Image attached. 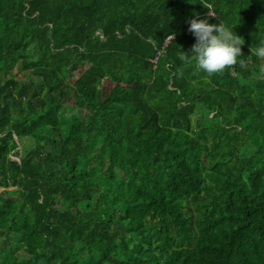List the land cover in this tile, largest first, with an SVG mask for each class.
Listing matches in <instances>:
<instances>
[{
    "label": "trees",
    "instance_id": "1",
    "mask_svg": "<svg viewBox=\"0 0 264 264\" xmlns=\"http://www.w3.org/2000/svg\"><path fill=\"white\" fill-rule=\"evenodd\" d=\"M209 11L246 67L180 59ZM262 45L264 0H0V264H264Z\"/></svg>",
    "mask_w": 264,
    "mask_h": 264
},
{
    "label": "clouds",
    "instance_id": "2",
    "mask_svg": "<svg viewBox=\"0 0 264 264\" xmlns=\"http://www.w3.org/2000/svg\"><path fill=\"white\" fill-rule=\"evenodd\" d=\"M213 17L215 15L209 11L204 19L197 16L187 21L188 32L195 37V43L191 47V55L182 51L180 59L189 65L194 62L195 67L208 76L223 74L225 70L234 69L238 64L240 68L246 67L244 59L241 58L244 39L223 23H209V19ZM250 51L264 59V45L251 48ZM260 71L264 73V67Z\"/></svg>",
    "mask_w": 264,
    "mask_h": 264
},
{
    "label": "rangeland",
    "instance_id": "3",
    "mask_svg": "<svg viewBox=\"0 0 264 264\" xmlns=\"http://www.w3.org/2000/svg\"><path fill=\"white\" fill-rule=\"evenodd\" d=\"M192 118H195L194 116Z\"/></svg>",
    "mask_w": 264,
    "mask_h": 264
}]
</instances>
